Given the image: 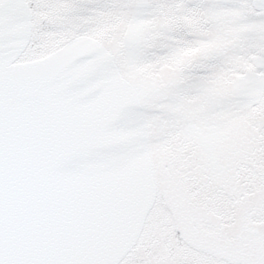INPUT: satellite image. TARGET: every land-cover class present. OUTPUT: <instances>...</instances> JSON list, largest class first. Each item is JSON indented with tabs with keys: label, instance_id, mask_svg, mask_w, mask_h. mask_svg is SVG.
Segmentation results:
<instances>
[{
	"label": "snow or ice",
	"instance_id": "1",
	"mask_svg": "<svg viewBox=\"0 0 264 264\" xmlns=\"http://www.w3.org/2000/svg\"><path fill=\"white\" fill-rule=\"evenodd\" d=\"M0 264H264V0H0Z\"/></svg>",
	"mask_w": 264,
	"mask_h": 264
}]
</instances>
